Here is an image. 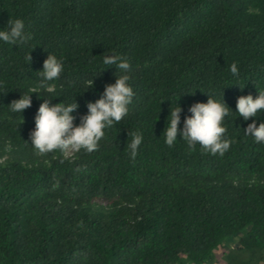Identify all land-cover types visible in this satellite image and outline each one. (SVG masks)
Wrapping results in <instances>:
<instances>
[{"label":"trees","instance_id":"16d2710c","mask_svg":"<svg viewBox=\"0 0 264 264\" xmlns=\"http://www.w3.org/2000/svg\"><path fill=\"white\" fill-rule=\"evenodd\" d=\"M10 19L31 40L0 42V264H264V144L244 134L264 110L248 121L230 110L223 156L163 134L176 104L182 128L209 95L235 111L264 91V0H0V29ZM112 52L131 65L128 115L91 153L38 154L30 133L52 98L39 87L49 53L64 64L51 102H76L79 124L119 75L102 64ZM30 90L41 95L11 111Z\"/></svg>","mask_w":264,"mask_h":264},{"label":"clouds","instance_id":"9594fccd","mask_svg":"<svg viewBox=\"0 0 264 264\" xmlns=\"http://www.w3.org/2000/svg\"><path fill=\"white\" fill-rule=\"evenodd\" d=\"M31 40L30 34L25 30V22L22 19L9 20L6 28L0 29V42L10 45L26 44ZM31 55L26 60L31 62ZM102 64L105 66H115L119 70L115 83L106 84L104 91L95 102L87 103V114L80 117L79 124H76L74 111L79 105L75 103H65L63 101L53 104L51 101L60 97L54 87L49 86V82L56 81L64 72L62 58L49 53L43 63L40 73V88L48 93L52 98H44L35 115V127L30 133L32 147L38 154H47L59 150L65 157L84 150L93 152L99 146V142L105 137V130L119 123L128 115L129 105L134 96L133 89L129 83L128 71L130 62L122 55L112 52L102 56ZM233 76L239 75L236 63L230 66ZM93 80L90 82V87ZM89 87V88H90ZM32 93H39L37 90H30L27 94L10 104L11 111L23 113L31 106ZM176 103V102H175ZM230 110L243 117L244 121L250 118H257L260 110H264V91H259L255 98L253 95H241L236 101V110L233 111L223 101L217 100L213 95H209L207 102H196L188 108L190 115L183 119L181 125L182 108L176 104L171 107L167 117V127L164 130L165 143L172 146L178 139L183 140L190 148L197 144L212 155L223 156L235 143L234 139L226 136L227 129L223 126L226 117L230 115ZM246 136L252 137L257 144H264V122L257 126L256 119L247 124L244 129ZM143 136L140 132L131 133V140L127 142V148L131 158H135Z\"/></svg>","mask_w":264,"mask_h":264},{"label":"rangeland","instance_id":"374dc122","mask_svg":"<svg viewBox=\"0 0 264 264\" xmlns=\"http://www.w3.org/2000/svg\"><path fill=\"white\" fill-rule=\"evenodd\" d=\"M234 241H236V239H233L231 242H234Z\"/></svg>","mask_w":264,"mask_h":264}]
</instances>
